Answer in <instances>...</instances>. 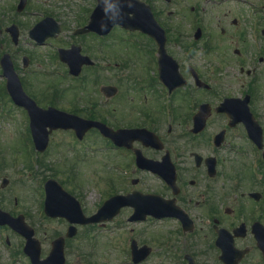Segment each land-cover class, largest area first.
Returning <instances> with one entry per match:
<instances>
[{"label":"flooded vegetation","instance_id":"flooded-vegetation-1","mask_svg":"<svg viewBox=\"0 0 264 264\" xmlns=\"http://www.w3.org/2000/svg\"><path fill=\"white\" fill-rule=\"evenodd\" d=\"M19 1L0 0V60L4 55L10 58L24 97L39 109L57 108L115 131H147L113 143L95 130L82 140L73 130H58L49 136L44 153L34 149L28 131L26 153L38 164L48 154L53 134H67L73 152L89 149L90 135L96 136L105 169L114 177L105 179L110 188L103 193V202L113 196H154L161 206L157 209L168 215L161 219L148 215L133 223L151 229L148 241L141 242L139 232L131 239L137 248L149 249L140 264L150 259L156 242L172 264H264V0H257V8H250L252 0H201L194 6L182 0L181 7L172 10L152 5L155 19L166 31L165 50L177 65L179 85L172 91L160 79L157 47L149 37L133 33V40L144 44V52L136 50L130 62L109 67L104 49L111 34H75L88 24L95 0H70L76 8L63 13V20L42 9L37 0H26L19 12ZM45 3L54 6L52 0ZM175 13L178 21L173 26L168 19ZM46 16L59 22L62 32L40 43L31 30ZM11 26L17 29L16 38ZM64 33L67 42L57 45ZM72 46L94 63L83 65L77 76L58 59V49ZM122 65L132 68V76L121 75ZM0 80V105L7 109L8 120L28 125L30 104L24 101L18 106L13 101L1 67ZM60 82H67L64 91ZM9 152L10 166L0 171V209L10 222L0 223V264H32L23 226L32 230L43 260L52 242L65 237L69 225L37 212L43 219L66 225L50 240L41 238L24 205L34 204L35 198L36 204L42 203V184L34 177L37 183L25 193L26 179H31L26 172L19 174L20 153ZM137 153L174 177L165 181L141 169ZM74 196L83 206V197ZM3 202H11L13 209L4 208ZM133 213L132 207H121L113 220L128 221ZM64 240V264H68L66 253L75 238ZM35 249L33 244L32 252Z\"/></svg>","mask_w":264,"mask_h":264},{"label":"rangeland","instance_id":"rangeland-1","mask_svg":"<svg viewBox=\"0 0 264 264\" xmlns=\"http://www.w3.org/2000/svg\"><path fill=\"white\" fill-rule=\"evenodd\" d=\"M11 1L5 0V3H11ZM37 1H40L39 3L42 6L45 2V0ZM252 1L257 2V0ZM55 2L57 5L55 8H58L59 17L62 16L63 12L68 14L67 9L65 10L66 7H64V5H67L68 0H64L63 3L60 0H55ZM180 4L182 5L181 0H161L157 6L159 5L160 8L171 10V8H180ZM184 4L191 5L194 2L190 0ZM168 21L175 26L177 18L170 17ZM67 36L68 34L64 33L59 41L66 43ZM131 39L130 36H127L122 31L115 30L112 37L106 41L104 54L106 63L110 65L109 67H114L118 63L129 62L131 56L137 53L135 49L128 48L127 46L131 42ZM108 71L109 68H107L106 73ZM128 72L130 74V70ZM125 74L126 71L121 72V75ZM60 83L61 85L58 87L61 88V91H64L67 82ZM3 115L0 111V171L3 172L5 166H10L6 158L9 156V150L15 149L20 153L18 162L20 165H23V167L20 166L18 168L19 174L22 176V174L27 172V176L29 175L31 179L30 181L27 180L24 184L25 193L30 192L31 184L37 180L43 185L45 180L52 178L58 181L68 192H72L74 195L80 194L83 197L85 215L89 216L94 213L104 200L105 195L103 193H107L110 188L109 181L105 179L111 180L113 178L112 181H114L112 170L105 169L106 166L101 156L97 137L90 135V149L73 152L71 150L72 144L68 143L67 134L63 132L53 134L48 155L42 158L41 165L39 164L34 169H31L28 164L33 162L32 157L26 153L29 148V143L26 139V126L19 124L20 122L15 123L7 118L4 119ZM34 177H36L35 182ZM35 201L37 202L36 198ZM36 202L33 204L27 201L24 207L31 214L32 223L38 234L41 235V238L43 240H50L53 234L64 232L66 225L63 222L43 219L36 214L42 211V205H38ZM11 204V202H3L2 206L6 209H13ZM149 231L151 229L144 227V225H134L122 218L108 222L104 226H84L79 228L77 238L69 243L70 247L66 253L67 263L130 264L129 244L131 239L135 238L134 235L137 234L134 232H139V239L142 242L149 240V234H146ZM153 251L150 259L144 264H172L171 260L166 258L161 244H157L156 242Z\"/></svg>","mask_w":264,"mask_h":264},{"label":"water","instance_id":"water-1","mask_svg":"<svg viewBox=\"0 0 264 264\" xmlns=\"http://www.w3.org/2000/svg\"><path fill=\"white\" fill-rule=\"evenodd\" d=\"M114 4V8L117 11L118 15L114 17L112 22L108 23V27L104 29L106 32L110 29L113 24H120L125 28L135 30L139 29L144 33H148L150 36L154 37L156 40L158 38V32L161 31L160 28L157 26L155 21L153 20L149 9L140 4L137 0H134L133 7H124L123 11L120 12V3L119 0H112ZM104 4L103 0H98V6L96 7L93 15L92 20L90 23V28L98 31V28H94L98 21H101L105 18L104 13ZM137 15L130 16V15ZM101 29V28H100ZM104 30H99L103 33ZM162 32V31H161ZM163 33V32H162ZM48 115V114H46ZM92 126L98 127L97 124H87L86 128H90ZM33 133L35 135L36 144H41L45 146L47 142V134L48 132L45 131L46 127L50 129L66 128L68 126L61 125V121L55 119L54 117L50 118L49 121L45 119L44 115L39 114L37 119H34V123L31 124ZM155 200V201H154ZM150 202H157L154 199ZM149 200L146 198L142 199H131L128 197H116L108 201L99 211L98 213L91 217V218H84L81 216V212L79 211L78 204L75 202L73 198L69 195L65 194L54 182L49 181L46 184V201H45V213L49 217H67L71 223H79V224H92L97 222L105 221V217H110L111 219L117 212V209L124 205H130L135 208L134 217L132 220L136 219H143L146 215V209H144V204H146ZM156 205V204H154ZM4 214L0 212V220H4ZM27 237L31 236V232H27ZM69 236L73 235V232H69ZM28 249L32 252V244L33 241L28 238ZM37 253V250H35ZM133 257H136V253L133 252ZM34 264H64L63 258V239H59L53 243V249L49 255V257L43 261L38 262L37 256L35 258ZM138 262L140 260H134Z\"/></svg>","mask_w":264,"mask_h":264},{"label":"clouds","instance_id":"clouds-1","mask_svg":"<svg viewBox=\"0 0 264 264\" xmlns=\"http://www.w3.org/2000/svg\"><path fill=\"white\" fill-rule=\"evenodd\" d=\"M120 3V12L123 11V8L126 7H133L134 6V0H119ZM104 4V13L105 18L102 19L100 23L101 30H104L108 27V23L112 22L114 20V17L118 15L117 11L114 8V4L112 0H103Z\"/></svg>","mask_w":264,"mask_h":264}]
</instances>
